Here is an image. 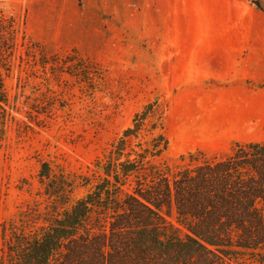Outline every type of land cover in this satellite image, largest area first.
<instances>
[{"label": "rangeland", "instance_id": "374dc122", "mask_svg": "<svg viewBox=\"0 0 264 264\" xmlns=\"http://www.w3.org/2000/svg\"><path fill=\"white\" fill-rule=\"evenodd\" d=\"M156 2L0 0V63L10 64L0 71L8 97L0 139V230L4 220L22 219L21 211L28 224L41 223V161L92 173L94 161L150 101L165 111L168 139L156 163L177 169L188 160L181 155L216 156L234 142L264 139V81L233 83L231 99L219 83L207 88H214L212 97L197 83L183 93L166 87L149 49L162 35ZM251 3L264 12V0ZM174 119L189 121L195 137H181Z\"/></svg>", "mask_w": 264, "mask_h": 264}, {"label": "trees", "instance_id": "16d2710c", "mask_svg": "<svg viewBox=\"0 0 264 264\" xmlns=\"http://www.w3.org/2000/svg\"><path fill=\"white\" fill-rule=\"evenodd\" d=\"M7 115L0 77V139ZM164 130L153 100L92 173L41 161V223L24 211L4 220L0 264H264V139L181 155L187 163L175 169L155 162L168 148Z\"/></svg>", "mask_w": 264, "mask_h": 264}, {"label": "crops", "instance_id": "0c3cea01", "mask_svg": "<svg viewBox=\"0 0 264 264\" xmlns=\"http://www.w3.org/2000/svg\"><path fill=\"white\" fill-rule=\"evenodd\" d=\"M251 2L157 0L162 35L149 49L155 51L157 71L167 88L172 85L183 93L190 83H197L210 97L214 88H207L219 83L231 99L236 95L230 91L244 82L264 81V12ZM208 105L211 110V101ZM215 120L225 122L218 116ZM174 121L181 137H195L189 121Z\"/></svg>", "mask_w": 264, "mask_h": 264}]
</instances>
